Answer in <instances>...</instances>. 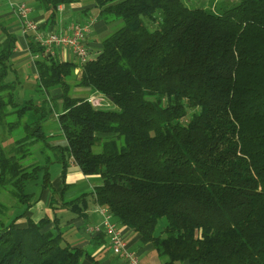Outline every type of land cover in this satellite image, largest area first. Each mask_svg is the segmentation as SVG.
<instances>
[{
  "label": "trees",
  "instance_id": "trees-1",
  "mask_svg": "<svg viewBox=\"0 0 264 264\" xmlns=\"http://www.w3.org/2000/svg\"><path fill=\"white\" fill-rule=\"evenodd\" d=\"M44 1L50 22L69 0ZM96 7L105 22L124 23L85 63L50 57L26 35L38 86L61 91L39 103L17 100L18 79L7 80L17 73V35L0 23V264H99L59 228L56 208L26 215L40 198L25 181L43 170L47 188L49 164L62 163L64 177L70 161L101 176L96 202L152 243L163 264H264V0ZM96 92L108 106L89 100ZM53 113L65 145L49 141ZM48 148L57 157L40 163ZM86 195L60 207L84 217ZM95 238L106 241L104 232Z\"/></svg>",
  "mask_w": 264,
  "mask_h": 264
},
{
  "label": "crops",
  "instance_id": "crops-1",
  "mask_svg": "<svg viewBox=\"0 0 264 264\" xmlns=\"http://www.w3.org/2000/svg\"><path fill=\"white\" fill-rule=\"evenodd\" d=\"M18 1H24L31 7L30 16L37 20L40 25L47 22V25L43 27L46 30L63 31L73 21L80 22L81 24L92 22L91 32L87 36L88 48L91 57H94L98 53L102 46V34H104L113 24L107 23L103 18H101L99 9L96 7V0H69L64 3H60L57 8L56 16L54 20L52 19L53 22L52 20L48 22L50 10L44 0H0V23L6 26L9 31L14 32L17 35V43L12 55V61L13 68L17 71L18 76L20 74L28 75L31 71L32 74L34 73L37 75V69L34 62L35 59L32 58V54L30 53L28 46V38L23 34L20 20L13 10L12 2ZM68 54V59L78 62V59L72 52H69ZM50 92H52L51 96L58 97L61 91L58 87H54L50 90ZM47 126L48 125H46L45 128L48 133L53 135V132L51 131L52 129ZM58 126L60 127V125ZM101 181L102 178L99 174H84L77 164L70 161L67 167L66 175L62 180L63 184L58 188L60 194H55L58 190H55L53 193L50 189L41 191V194H36L39 195V198H43V202L47 206L50 203V199L54 197L57 201L56 204H58L55 205L56 207H60L61 201L73 200L87 194L85 197L86 216L73 218L67 223L71 226L76 225L78 228L82 227L87 231L88 225H102V214L98 209V205L96 204L97 202L92 194L95 186L100 184ZM81 204L84 205L83 202ZM36 208L37 206L34 204L26 215L34 216L37 212ZM47 213L50 214L51 212L48 211ZM112 219L118 223L128 241L129 246L139 253L141 261L144 264L164 263L165 258L159 254L157 249L153 247L152 243H143L140 239V235L134 229L121 225L113 217ZM89 233L90 235L84 237L83 240H81L82 236H79L77 238L79 241H73V245L86 247L93 256L94 260L98 261L99 264H126L124 258L112 252L108 236L105 233L106 241L103 243L102 241L98 242L95 238L96 234L91 232ZM107 249L110 253H107ZM83 263L95 264L93 263V260H90L88 257H84ZM184 264H187V262Z\"/></svg>",
  "mask_w": 264,
  "mask_h": 264
},
{
  "label": "rangeland",
  "instance_id": "rangeland-1",
  "mask_svg": "<svg viewBox=\"0 0 264 264\" xmlns=\"http://www.w3.org/2000/svg\"><path fill=\"white\" fill-rule=\"evenodd\" d=\"M186 5L190 7H205V8H214L217 6L218 8H224L227 5H232L233 3L238 2L239 0H183ZM123 20L118 21L116 23H113L112 26L106 30L104 34H102V39L107 37L108 35L115 32L119 27L123 25ZM69 55V54H68ZM62 58L68 57L65 56V53L61 55ZM32 72V71H31ZM29 73L28 75L20 74L18 76V73L16 72H10L7 76L8 81H13L15 79H18V83L15 87V96L17 100L19 101H25L27 99H32L34 102L39 103L44 100V98L48 95H51L52 92L43 90L40 86H38V75H35L34 73ZM75 92V90H73ZM54 113L50 116V120L47 122V127L51 128L53 135L49 138V141L51 143L55 144H62L65 145L66 138L63 136L62 131L60 127L58 126L59 123L57 119L55 118ZM8 143V142H6ZM95 151H98L100 148L95 146ZM58 153L56 150H53L51 148H48L47 150H39L37 153V158L40 161V163L46 164L47 159H55L57 157ZM43 170H40L39 177L36 179H29L25 181V191L34 193V199L37 194H41V191H45L47 189L52 190L54 192L55 190H58L55 194L59 193V187L63 184V167L62 163L60 162H53L49 164V175H50V183L48 184L47 188H44L42 186L43 184ZM69 194V193H68ZM67 194V196H68ZM71 195V194H70ZM6 200H9L10 202H15V199L11 197V194L9 192L5 193ZM34 200H31L33 202ZM34 204L37 206V212L35 214L36 219H40L41 217L47 215L48 211L52 214V209L56 208V213L60 218L59 222V228H61L62 231H64L67 238L71 241L72 244H74L73 241H79L77 239L79 236H82V239L84 237H87L90 235L88 231H86L84 228H78L76 225L71 226L70 224H67L72 217H77V214L75 212H72L67 207H49L43 202V198H40L37 202H34ZM33 204V205H34ZM98 205V209L100 208V205ZM58 205L54 203V206ZM96 205V206H97ZM35 209V210H36ZM61 216V217H60ZM103 217V215H102ZM114 220V219H113ZM159 232V228L157 229V233ZM107 253H110V251L107 249Z\"/></svg>",
  "mask_w": 264,
  "mask_h": 264
},
{
  "label": "built area",
  "instance_id": "built-area-1",
  "mask_svg": "<svg viewBox=\"0 0 264 264\" xmlns=\"http://www.w3.org/2000/svg\"><path fill=\"white\" fill-rule=\"evenodd\" d=\"M13 10L20 20L24 35L31 34L36 42L44 47V53L50 57H59L72 52L79 63H85L91 59L87 36L91 32L92 22L81 24L73 21L63 31L46 30L41 28L37 20L30 16L31 7L24 1L12 2ZM38 54L32 55L36 59ZM89 100L99 107L108 106L106 97L100 93H92ZM102 217V225H88L87 231L98 234L104 232L108 236L112 252L125 259L126 264H144L139 253L132 249L118 223L112 219V214L105 206L99 208Z\"/></svg>",
  "mask_w": 264,
  "mask_h": 264
}]
</instances>
